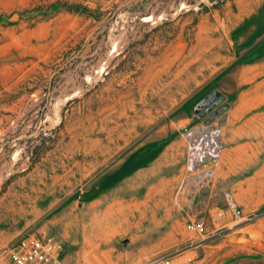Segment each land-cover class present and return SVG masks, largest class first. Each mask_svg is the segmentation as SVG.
<instances>
[{"label":"rangeland","instance_id":"rangeland-1","mask_svg":"<svg viewBox=\"0 0 264 264\" xmlns=\"http://www.w3.org/2000/svg\"><path fill=\"white\" fill-rule=\"evenodd\" d=\"M262 66L264 0H0V264L35 236L57 264H264ZM215 91L224 152L191 211L233 198L248 221L203 237L180 209L176 243L141 252L170 225L136 206L141 168L110 178L147 146L180 156Z\"/></svg>","mask_w":264,"mask_h":264},{"label":"built area","instance_id":"built-area-1","mask_svg":"<svg viewBox=\"0 0 264 264\" xmlns=\"http://www.w3.org/2000/svg\"><path fill=\"white\" fill-rule=\"evenodd\" d=\"M210 96L198 106L196 117L199 124L186 133V174L175 193L176 204L184 212L193 207L198 196L215 178L223 153V130L218 118L228 110L229 105L219 92L211 99ZM247 219L238 203L231 198L225 209L210 210L202 218L189 216L186 228L200 236L213 237ZM61 251L60 242L53 237L35 236L10 246L4 252L11 264H57ZM144 264H171V257L156 256Z\"/></svg>","mask_w":264,"mask_h":264},{"label":"crops","instance_id":"crops-1","mask_svg":"<svg viewBox=\"0 0 264 264\" xmlns=\"http://www.w3.org/2000/svg\"><path fill=\"white\" fill-rule=\"evenodd\" d=\"M261 70L262 73H264V66H262ZM171 149L172 148L169 146V148L162 152L156 159L139 170L141 173L142 171L145 173L142 177L147 178L149 183L146 185L147 188L143 192L142 200L138 201L136 206H140V211L142 213H147L150 210L152 214L158 215V223H160L161 226L170 225L167 228L166 235H163L162 239H159L160 241L153 244L149 250H141V252H155L163 246L162 244L173 245L176 243L173 230H177L176 218H178L180 208L176 204L175 192L186 174L187 147L185 145V149L180 152V156L178 152H171ZM143 186L144 185L141 184L140 188L143 189ZM150 199H154L152 204L150 203ZM191 210L192 208L189 211ZM191 212L193 214L197 213L195 209ZM195 214L193 216H195ZM171 221H173V224Z\"/></svg>","mask_w":264,"mask_h":264},{"label":"trees","instance_id":"trees-1","mask_svg":"<svg viewBox=\"0 0 264 264\" xmlns=\"http://www.w3.org/2000/svg\"><path fill=\"white\" fill-rule=\"evenodd\" d=\"M260 55H254L248 58L245 63H250L259 58ZM168 141H163L155 145L147 146L144 149L140 150L137 154H135L128 164L122 169V171L115 176L114 178H110L109 182L117 181L126 177L130 173L135 170L142 168L149 164L155 157H157L162 150L166 147Z\"/></svg>","mask_w":264,"mask_h":264},{"label":"water","instance_id":"water-1","mask_svg":"<svg viewBox=\"0 0 264 264\" xmlns=\"http://www.w3.org/2000/svg\"><path fill=\"white\" fill-rule=\"evenodd\" d=\"M217 94H218V92L215 91V92H213L211 95L214 97V96H216Z\"/></svg>","mask_w":264,"mask_h":264},{"label":"bare ground","instance_id":"bare-ground-1","mask_svg":"<svg viewBox=\"0 0 264 264\" xmlns=\"http://www.w3.org/2000/svg\"><path fill=\"white\" fill-rule=\"evenodd\" d=\"M209 99H211V98H209ZM206 102H208V101H206Z\"/></svg>","mask_w":264,"mask_h":264}]
</instances>
